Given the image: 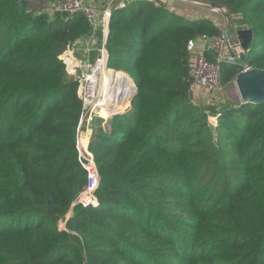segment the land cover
Listing matches in <instances>:
<instances>
[{
	"label": "trees",
	"instance_id": "trees-1",
	"mask_svg": "<svg viewBox=\"0 0 264 264\" xmlns=\"http://www.w3.org/2000/svg\"><path fill=\"white\" fill-rule=\"evenodd\" d=\"M21 1L0 0V264H264V102L187 92L188 41L220 33L214 19L151 0L113 10L108 63L137 90L105 127L93 117L100 187L72 207L88 181L83 104L60 56L91 25ZM198 1L253 30L245 61H221V84L264 69V0Z\"/></svg>",
	"mask_w": 264,
	"mask_h": 264
},
{
	"label": "built area",
	"instance_id": "built-area-1",
	"mask_svg": "<svg viewBox=\"0 0 264 264\" xmlns=\"http://www.w3.org/2000/svg\"><path fill=\"white\" fill-rule=\"evenodd\" d=\"M130 0H54L52 9L60 13H82L91 25L90 31L69 43L61 54L66 72L76 75L79 79V94L82 99L83 111L78 126V150L83 166L87 170L88 181L83 189L76 195L72 207L78 204L79 195H83L80 204L87 205L97 199V190L100 187L99 175L94 157L89 148V139L81 136L80 125L92 128L94 116L101 117L105 127L107 120L113 113L119 111L117 103L122 99L124 85L132 78L124 71L116 70L109 66L107 38L109 34V20L114 9L124 6ZM157 4L165 5V0H151ZM188 1V0H185ZM209 4V3H208ZM210 6L211 11H224L226 8ZM244 27V26H241ZM217 34L198 35L188 41L189 52L188 75L190 85L187 90L191 95L196 87H202L208 91H215L223 85L220 82L221 61L235 62L239 58L242 47L234 32L236 26L228 23L227 27ZM87 41L82 48L84 53H78L77 43ZM81 52V51H80ZM94 52V54H93ZM121 71L126 80L116 77V72ZM135 89V88H134ZM129 105H125V107ZM117 108V110H113ZM83 129V128H82ZM89 136V135H88ZM83 141H82V140Z\"/></svg>",
	"mask_w": 264,
	"mask_h": 264
},
{
	"label": "water",
	"instance_id": "water-1",
	"mask_svg": "<svg viewBox=\"0 0 264 264\" xmlns=\"http://www.w3.org/2000/svg\"><path fill=\"white\" fill-rule=\"evenodd\" d=\"M27 0H22L21 5L26 6ZM209 5L216 8H222L223 5L217 2H209ZM228 18L229 13L226 12ZM237 39L242 47V51L239 54L241 61L246 59V51L249 44L253 40V30L249 27H236L234 30ZM238 90L240 92V99L245 101H263L264 102V69L258 67H251L245 65V68L241 70L235 80ZM137 86L135 89H131V92L128 94H122L121 97L126 100H131L133 94L136 92ZM119 111H116L112 116L117 115L125 109V106H121Z\"/></svg>",
	"mask_w": 264,
	"mask_h": 264
},
{
	"label": "rangeland",
	"instance_id": "rangeland-1",
	"mask_svg": "<svg viewBox=\"0 0 264 264\" xmlns=\"http://www.w3.org/2000/svg\"><path fill=\"white\" fill-rule=\"evenodd\" d=\"M169 1L170 0H165V5L168 6V2ZM171 1L175 2L174 0H171ZM194 1H198V0H194ZM50 2H51L50 0H32L31 3H29V6L33 7L34 9H36L38 11H41V10H44L45 8H47L49 6ZM175 3H177V2H175ZM170 5H172V3H170ZM187 7H189V6L183 5V8H187ZM177 9L179 11L181 10V8L180 9L177 8ZM184 10H186V9H184ZM226 12H227V8H226ZM211 14H212L211 16L214 19H217L218 23L222 27H227L229 22L232 23V16L229 14L230 18H228L226 13H224V11H211ZM188 20H191V19H188ZM232 26L234 27L233 24H232ZM86 42L87 41L85 40V41H81V43L80 42L77 43V46H79V49L76 50V51H79L78 53H80V54L84 53V51H82V48L85 46ZM93 54H94V52H93ZM66 77L72 78V79H77L78 82H79V79L76 77V75L69 74L68 72H66ZM135 85L136 84L134 83V88H135ZM125 86H127V85L125 84ZM196 88H199V89L196 91L195 90ZM196 88L193 90V92L191 93L190 97H191V99L193 100L194 103H198V104L212 103V102L220 103V102L224 101L225 99H227L228 97H233L235 99H239L240 98V92H239L237 84H236V82L234 80L231 83L227 84V85H223L221 88H219V89H217L215 91H208L207 89L202 88V87H196ZM126 92H127V90L125 91V93ZM212 119H215V117H212ZM83 125H80V128H79L81 136L86 135L88 138H90L91 129L89 130V136H88V126H87L86 123H85V126H83ZM82 198H83V195H79V197L77 199L78 204L74 205V207L82 205V204H80V201L82 200ZM66 220H67V218L66 219L62 218L59 221V223L61 224L62 227L65 226L64 224H65ZM72 234H74V233H72ZM72 239L75 242H77L76 238L73 235H72Z\"/></svg>",
	"mask_w": 264,
	"mask_h": 264
},
{
	"label": "crops",
	"instance_id": "crops-1",
	"mask_svg": "<svg viewBox=\"0 0 264 264\" xmlns=\"http://www.w3.org/2000/svg\"><path fill=\"white\" fill-rule=\"evenodd\" d=\"M173 1H169L168 2V8H171L172 10H174L176 13L181 14L183 17H185L186 19H194L196 17H209L214 19L211 15V10H210V6L208 3L204 2V1H194V0H174ZM170 3H172V5H170ZM184 3V4H183ZM187 5L189 7L187 8H183V5ZM177 8H181V10L179 11ZM186 9V10H184ZM179 11V12H178ZM214 21L217 23V25H219L220 27H222L217 19H214ZM199 88H196L195 90L197 91ZM195 91V92H196ZM88 135H89V130H88ZM87 137V136H86Z\"/></svg>",
	"mask_w": 264,
	"mask_h": 264
},
{
	"label": "bare ground",
	"instance_id": "bare-ground-1",
	"mask_svg": "<svg viewBox=\"0 0 264 264\" xmlns=\"http://www.w3.org/2000/svg\"><path fill=\"white\" fill-rule=\"evenodd\" d=\"M121 71H117L116 72V77H120V79H121V81L122 80H126V76L122 73ZM125 76V77H124ZM126 85H129V91H128V93H130L131 92V89H132V87H133V81L131 80V79H128L127 81H126V83H125ZM126 90H128V87L127 86H125L124 85V92L126 91ZM122 94H124V93H122ZM121 94V95H122ZM121 101V100H120ZM120 101L117 103V105H118V107L120 108L121 106H125L126 105V102L124 101L123 103H121L120 104ZM119 105H121V106H119ZM113 110H117V108H114Z\"/></svg>",
	"mask_w": 264,
	"mask_h": 264
}]
</instances>
